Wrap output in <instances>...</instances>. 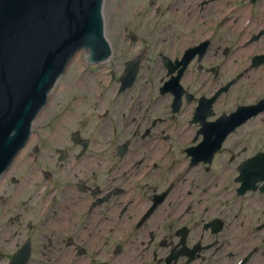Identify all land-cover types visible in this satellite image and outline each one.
Instances as JSON below:
<instances>
[{"label":"flooded vegetation","instance_id":"flooded-vegetation-1","mask_svg":"<svg viewBox=\"0 0 264 264\" xmlns=\"http://www.w3.org/2000/svg\"><path fill=\"white\" fill-rule=\"evenodd\" d=\"M157 3L150 57L171 63L182 90L142 88L93 125L61 120L56 147L58 130L33 135L0 183V264H22L27 248V264H264V181L241 186L260 152L240 150L264 112L234 115L264 101V0Z\"/></svg>","mask_w":264,"mask_h":264},{"label":"water","instance_id":"water-1","mask_svg":"<svg viewBox=\"0 0 264 264\" xmlns=\"http://www.w3.org/2000/svg\"><path fill=\"white\" fill-rule=\"evenodd\" d=\"M102 0H0V176L27 142L46 95L77 49L109 56ZM87 63V62H86Z\"/></svg>","mask_w":264,"mask_h":264},{"label":"rangeland","instance_id":"rangeland-1","mask_svg":"<svg viewBox=\"0 0 264 264\" xmlns=\"http://www.w3.org/2000/svg\"><path fill=\"white\" fill-rule=\"evenodd\" d=\"M112 4H113V0H105V5L103 8L104 10L103 20H104L106 39L109 42L114 41V44L112 46L114 58L109 66L112 77L114 78L115 74L120 71L119 69L120 66H122L121 59L123 58V56H122V48H121V45H122L121 38L123 35V31H125V29L133 28L139 34L140 40L143 42L142 46H144V44L147 43V47L151 53L155 50H160V48L158 47V38H157L159 37L160 31H159L158 26L156 25L157 22L155 23L156 17L153 16L151 12L149 14L142 15L139 17H132V18L125 19L122 14H119V15L113 14L114 11L112 8ZM140 9H143V8L140 6ZM140 12L143 13L142 11ZM136 21L137 22L140 21V22L136 26H133V23ZM138 45H141V42H139ZM77 59L79 60L75 61ZM145 62H147V64L150 65L149 60L148 61L145 60ZM94 69L95 71L93 72V66L89 65L84 60V51H80L73 57L72 61L68 65V68L65 74L63 75L61 80H59L58 84L56 85V88L59 89L58 94L62 93L63 90L65 93L78 94L76 96L71 95V97H73V100H76V98L81 99L82 105L76 104L78 101L76 100L74 104H72L71 102L72 105L70 108L76 109L78 111L79 109L84 108V110L86 111L88 115L89 124H92V120L89 118L90 114L88 112V109H92L91 99H93V97L91 98L90 95L92 96V94H95V89L97 86V83L93 82L97 78L93 76H95L96 74H101L100 72H98L99 67L94 68ZM157 71H158V68H157ZM105 74L106 73H104V75ZM85 81L87 85L82 84V82H85ZM110 87L114 88V83H112ZM245 87H246L245 85H242L241 88H245ZM86 88H88V90ZM101 89L104 94L105 92L108 94V90L106 87H105V90H104V86L100 88V91ZM84 103H85V107L83 106ZM96 106H97V102L93 99V110L96 108ZM117 110L118 108L116 109V111ZM79 120L84 121L82 119H79ZM45 123L46 122H45V117H44L43 120H40V122L36 124L35 129H37V127L39 128L43 127L41 125H44ZM89 131H90V128L89 130H86V134ZM249 133H251V137L248 136ZM67 136L68 135L65 134V137ZM238 136L239 134L235 136V140H237ZM243 137H244V143H242L240 150L245 148L244 151H246L247 154L243 155L242 158L247 157L254 150L258 152H264V121L263 122L254 121L249 126H247L243 133ZM68 139L69 138H67V141ZM94 148H97L98 151L100 150V147H94ZM42 150L47 152L48 146L46 148H41V151ZM87 177L90 178L91 176L88 175Z\"/></svg>","mask_w":264,"mask_h":264},{"label":"bare ground","instance_id":"bare-ground-1","mask_svg":"<svg viewBox=\"0 0 264 264\" xmlns=\"http://www.w3.org/2000/svg\"><path fill=\"white\" fill-rule=\"evenodd\" d=\"M124 4H127V3H124ZM124 4H122L121 5V7L123 8V10H124ZM126 9V8H125ZM79 59H77V60H75V61H78ZM105 65L106 64H103V65H101L100 66V69H99V72H106V67H105ZM165 65V68H166V70L164 71V70H161V71H158V75L157 76H173V71H172V65H170V64H164ZM157 71V70H156ZM90 76V75H89ZM84 80H86V79H84ZM82 84L83 85H87V83H86V81L85 82H82ZM139 102V101H138ZM138 102H136V104L138 103ZM104 103V102H103ZM116 104V103H115ZM114 104V105H115ZM69 123V120L67 121V123L66 124H68ZM60 127H61V125L59 126V129H60ZM224 132H226V131H224ZM67 133V131H66V129H65V126L61 129V130H58L52 137H51V140H50V142L52 143V145H55V147L57 146V145H59L60 143H62V142H64L65 141V138H64V136H63V134H66ZM51 145L49 144V147H50ZM136 169V167L133 169V171ZM133 171H131V173H133ZM153 177H154V173L151 175V179H153ZM147 181V180H146ZM146 181H145V183H146ZM144 186H146L145 184H144ZM143 186V187H144ZM26 189V185L25 186H22V187H20L18 190H17V193L15 194L16 195V198H19V197H22V191L23 190H25ZM148 189V188H147ZM143 191H144V189L142 188L141 189V192H140V194L141 193H143ZM150 192H148L147 191V194H149ZM152 193H154V191L152 190ZM144 196H145V194H144ZM188 200V198L187 199H185V201H187ZM54 211H56L59 215H62V214H66V212L64 211V210H61L60 208H56V207H52V208H50V210L48 211V213L46 214V216H52L53 214H54ZM37 214H39V212H36ZM61 221V220H60ZM62 223H64L63 221H61ZM20 223V222H19ZM19 223L17 224V222H15V224H16V226H18L19 225ZM13 225V224H12ZM42 239V243H45L46 242V238H41ZM6 240H7V238H6ZM6 240H4L5 242H6ZM37 240V237L35 238V241ZM4 241H1V244H2V247L3 246H6V245H8L7 243H9V240H7V243H5ZM37 246H40V245H37ZM1 249V248H0ZM27 262H28V259L27 260H25L24 261V264H27Z\"/></svg>","mask_w":264,"mask_h":264}]
</instances>
